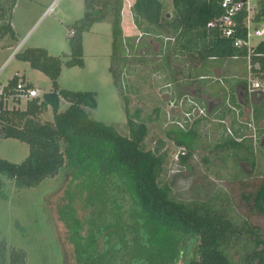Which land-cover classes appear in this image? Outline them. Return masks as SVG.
Masks as SVG:
<instances>
[{
  "label": "trees",
  "instance_id": "1",
  "mask_svg": "<svg viewBox=\"0 0 264 264\" xmlns=\"http://www.w3.org/2000/svg\"><path fill=\"white\" fill-rule=\"evenodd\" d=\"M16 4L17 0H0V38L7 35L17 38L11 22ZM172 4L173 12L169 13L160 0H135L131 10L141 36H126L122 27L124 0H85L84 15L70 27V54L52 55L44 47H27L16 53L51 79L52 90L29 99L23 109H9L7 101L19 82L34 87L24 76L15 75L4 86V95H0L2 137L29 145V154L21 162L0 157V174L19 187L36 186L64 168L91 180L88 199L95 208L94 218L88 221V234L82 233L84 225L79 218L72 214L67 217L80 264H178L194 241H198L197 255L189 257L187 264H264V224L251 219L264 217V171L258 167L259 148L251 137L244 134L237 140L228 134L227 139L217 143L228 151L218 158L220 166H226L229 158L235 162L237 173L231 182L239 192V202L222 187L207 198L182 199L175 194L172 183L163 180L169 157L164 140L158 139L154 148L146 146L150 129L138 120L137 114H131L128 102L125 109L129 133L123 135L115 126L92 117L89 109L98 106L95 92L60 86L64 64L85 65L84 32L95 22L106 19L112 22V59L114 64H119L120 72L114 70V64L111 69L117 83L131 55L141 54L144 47L150 49L149 38L162 42L165 37H175V41L169 40L166 45V54L171 47L182 43L188 52H197L201 59L247 56V46H235L233 39L221 36L217 26H208L222 14L218 0H172ZM260 5L257 22L264 21V0ZM244 14L239 17L241 24ZM255 50L264 54V39ZM67 56L68 60L64 61ZM252 62L260 63L261 73L256 76L264 79V55L253 56ZM63 99L69 106L62 111ZM49 108L53 110V119L42 121L41 115ZM198 122L196 119L194 123ZM178 129L185 136L199 135L195 128L184 131L178 126ZM178 144L186 145L187 153L180 155L178 163L187 170L194 157L195 141L193 145L192 142ZM205 158L213 165L209 157ZM242 162L251 167L250 171ZM113 175L124 179L134 195L136 206L131 221L123 220L120 212H115V217L109 220L110 211L98 207L110 204V197L102 196L107 190L102 185ZM4 191L0 180V198L6 199ZM240 204L246 212L240 210ZM103 239L105 244L101 245ZM27 258L25 249L9 246L0 237V264H26Z\"/></svg>",
  "mask_w": 264,
  "mask_h": 264
},
{
  "label": "rangeland",
  "instance_id": "2",
  "mask_svg": "<svg viewBox=\"0 0 264 264\" xmlns=\"http://www.w3.org/2000/svg\"><path fill=\"white\" fill-rule=\"evenodd\" d=\"M160 1L166 11L173 12L172 0ZM134 2L135 0H131L132 5ZM129 3L124 0L123 9ZM130 11L132 10L129 7L126 8V15L122 21L124 35L134 31L138 35V29L129 19ZM84 13L85 0H17L11 13V22L17 38L13 39L9 35L0 38V88L7 85L15 75H19L31 82L42 95L51 91V79L42 71L33 68L28 61L17 57L16 53L27 47H44L52 55L70 54L72 34L70 27ZM112 33L110 19L95 22L89 31L84 32L85 65L82 67L64 64L59 77L61 88L95 92L98 106L89 109L92 117L115 126L123 135L129 133L125 109L128 102L131 114H137L138 120L145 122L150 129L145 141L146 146L154 148L158 139L164 140L169 157L163 180L172 183L178 197L186 200L207 198L222 187L229 191L234 201L239 202V192L234 190L231 182V177L237 173L235 162L229 158L228 164L222 167L218 158L210 157L209 150L213 149L216 142L213 130L210 127L204 129L202 123L197 125L199 136L193 137L198 146L193 150L191 166L187 170H182L183 174L174 175L172 170L174 155L181 148H186V145H179L178 142L190 144L192 136L178 132L175 121L180 117H176L170 111L167 88L164 86L166 81H163L164 77H157L161 73L154 65L156 63L153 64L159 58L154 57V53H149V57L147 53L131 55L117 83L115 72L111 69L114 64ZM257 41L259 38L255 37L253 42ZM68 58L69 56L65 57L64 61ZM114 66V70L120 72L119 64L115 63ZM155 71L156 81L153 82L152 76L155 77L153 75ZM68 106L69 102L63 99L60 110L63 111ZM6 107L23 109L26 107V100L22 99L21 103H18L10 97ZM156 109H163L165 112L159 114ZM40 119L52 120V108L43 113ZM194 122L195 120L188 123L184 131L195 128ZM1 130L2 125L0 157L16 163L23 161L29 154V145L15 138H3ZM256 147L259 148V145ZM205 157H209L213 165L206 162ZM258 162L259 169L264 171L262 150L258 151ZM242 163L245 169L250 171L251 167L246 162ZM109 179L102 185L107 189L106 192H102V196L110 197L108 203H112L113 208L110 204L109 206L101 204L98 207L100 209L102 207L103 211H110L107 217L109 220L115 217L113 216L115 212H120L123 220L131 221L130 215L134 212L136 203L129 184L117 175L110 176ZM0 180L3 181L4 193L7 194L6 199L0 198V237L5 239L9 246L27 251L26 264H80L67 217L72 214L73 217L79 218L84 225L82 233L88 234L90 230L88 221L94 218L92 212L95 208L88 199L91 180L85 175H75L69 168H64L58 175L47 177L32 187H19L3 174H0ZM239 206L241 211L246 212L245 207L241 204ZM251 219L264 224L262 216H253ZM104 241L101 240V245L105 244ZM197 245L198 241H194L178 264H187L186 260L189 257L196 256Z\"/></svg>",
  "mask_w": 264,
  "mask_h": 264
},
{
  "label": "crops",
  "instance_id": "3",
  "mask_svg": "<svg viewBox=\"0 0 264 264\" xmlns=\"http://www.w3.org/2000/svg\"><path fill=\"white\" fill-rule=\"evenodd\" d=\"M127 1L130 2V5L131 0ZM129 5L127 4L123 9V20L124 15H126V8ZM129 19L132 21L133 26L138 29L134 23L132 11H130ZM138 32V35L141 36L139 30ZM134 33L135 31L126 35H137V33ZM171 41H175V39ZM260 41L255 44L258 45ZM168 42L169 40H166V37L162 42L149 38L150 49L144 47L140 53H147L148 57L150 56L149 53H154V57L159 58L153 64L156 63L154 65L159 68V73H161L157 77L166 78L165 80L163 78V81H166L164 86L167 88L166 95L169 100L188 95L207 108L208 116L198 118V123H202L203 127L205 126L204 129L210 127L213 130L216 145L209 150L210 157L219 158L221 155L228 153L227 150H222L221 147L217 146L218 142L227 139L229 134L226 131L227 127L233 129L235 135H238L237 138L242 139L241 135H249L250 130L245 122L249 120L251 115L254 116L258 128L259 139L257 141L253 140L254 144L257 146L259 142V149L264 152V93L257 92L254 95H249L246 92L247 78L250 73L247 58L210 56L201 59L197 52H188L182 43L177 44V47H171L169 54H166L164 49ZM156 72H153L154 76ZM152 79L155 82L156 76H152ZM188 107L189 104L183 106L181 110L175 108L170 111L176 117H180L182 110ZM232 107L240 110V120H238L236 111ZM156 110L159 114L165 112L163 109ZM255 111L257 114H255ZM207 119L211 121H207ZM223 120L226 123L222 122ZM198 123L195 124L196 131L199 130L197 128ZM206 124L208 125L206 126ZM260 138L261 142L259 141ZM194 141L191 138L192 145ZM195 145L198 146L196 143ZM260 150L257 149V154Z\"/></svg>",
  "mask_w": 264,
  "mask_h": 264
},
{
  "label": "built area",
  "instance_id": "4",
  "mask_svg": "<svg viewBox=\"0 0 264 264\" xmlns=\"http://www.w3.org/2000/svg\"><path fill=\"white\" fill-rule=\"evenodd\" d=\"M260 1L262 0H218L221 8L222 14L208 23L209 27L217 26L220 30L222 37L233 39L235 46H247L248 54L246 56L249 68V76L247 78L246 92L249 95H254L257 92L264 93V79L256 76L258 73H261V65L259 62L253 63V56H263L261 52L255 50L257 44L253 42L255 37H258L259 40L264 39V21L257 22L255 21L256 15L259 13L261 8ZM129 8H132V5H129ZM243 15V22H240V15ZM244 33V36H240L239 33ZM175 37H166V40H174ZM122 79H124L122 77ZM169 86V85H168ZM0 95H4V87L0 88ZM42 93L39 89L35 87H28L26 83L19 82L17 87L14 90V93L11 95L12 98H18L28 101L34 97L41 96ZM7 99V98H6ZM170 108L171 109H182L183 106L189 104V107L185 110H182V115L179 119L175 121L177 126L185 129L188 123H192L194 120L208 116L207 108L200 105L192 97L184 95L180 98L171 99ZM237 114L238 120L241 119L240 110L236 107H232ZM222 122L226 123L225 120ZM250 130L249 137L254 141L258 139V128L255 123L254 116L251 115L249 120L245 122ZM227 132L237 138L235 133L230 127H227ZM187 153L186 148H181L175 155L172 164L173 172L180 173L182 170H186L185 166L179 164L180 155H185Z\"/></svg>",
  "mask_w": 264,
  "mask_h": 264
},
{
  "label": "water",
  "instance_id": "5",
  "mask_svg": "<svg viewBox=\"0 0 264 264\" xmlns=\"http://www.w3.org/2000/svg\"><path fill=\"white\" fill-rule=\"evenodd\" d=\"M1 112H2V102L0 100V114H1Z\"/></svg>",
  "mask_w": 264,
  "mask_h": 264
},
{
  "label": "flooded vegetation",
  "instance_id": "6",
  "mask_svg": "<svg viewBox=\"0 0 264 264\" xmlns=\"http://www.w3.org/2000/svg\"><path fill=\"white\" fill-rule=\"evenodd\" d=\"M258 139H259V138H258ZM259 141L261 142V138H260V140H259ZM258 145H260V144H259V142H258ZM185 242H186V241H185ZM182 252H183V251H182ZM183 257H184V256H182V258H183ZM178 262H179V261H178Z\"/></svg>",
  "mask_w": 264,
  "mask_h": 264
}]
</instances>
